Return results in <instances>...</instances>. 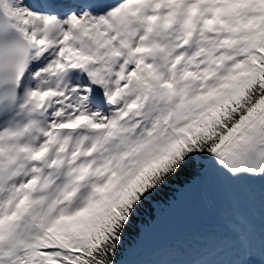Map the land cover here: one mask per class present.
Wrapping results in <instances>:
<instances>
[{
  "label": "snow or ice",
  "instance_id": "snow-or-ice-1",
  "mask_svg": "<svg viewBox=\"0 0 264 264\" xmlns=\"http://www.w3.org/2000/svg\"><path fill=\"white\" fill-rule=\"evenodd\" d=\"M202 175L264 264V0H0V264H130Z\"/></svg>",
  "mask_w": 264,
  "mask_h": 264
},
{
  "label": "rangeland",
  "instance_id": "rangeland-1",
  "mask_svg": "<svg viewBox=\"0 0 264 264\" xmlns=\"http://www.w3.org/2000/svg\"><path fill=\"white\" fill-rule=\"evenodd\" d=\"M198 185L201 186L203 195V178L201 180L193 179L192 182L188 184L179 194V197H177L173 202H170L167 205L166 210L160 209L159 207L158 209H156V217L152 223V230L151 227L143 228L141 236L130 256V264H140L142 262L145 256L143 252L146 247L152 246L154 248L158 243L162 246L173 244L174 238H168L169 242H167V240L157 241L155 238V234L161 226L168 225L171 217H173L174 215L176 216V214L179 215L180 213H185L188 216H186L187 222L183 225L182 229L172 228L173 230L177 231L178 234H185L186 236L191 235L193 231L197 232L200 238H203V240L207 242L206 246L208 251L219 252V250L221 249L222 252L228 256L227 251L222 247V236L232 227L231 223L219 214L214 213L212 210H210L205 200L202 203L197 199L194 202V205H192V203H189L195 191V188L197 190ZM215 191L217 193V200L219 202L221 200L223 201L224 191H227L232 201H234L235 199L232 194V190L228 189L218 180L216 181ZM234 210L235 212H237L235 207ZM242 211L249 212L250 209L248 206H245ZM153 227L155 229L154 232H152ZM183 254L184 256L189 258L187 253ZM181 263L182 262H180V264ZM202 264L205 263L203 262Z\"/></svg>",
  "mask_w": 264,
  "mask_h": 264
},
{
  "label": "bare ground",
  "instance_id": "bare-ground-1",
  "mask_svg": "<svg viewBox=\"0 0 264 264\" xmlns=\"http://www.w3.org/2000/svg\"><path fill=\"white\" fill-rule=\"evenodd\" d=\"M214 180V187H216V181L213 177ZM206 181H207V175H204L203 178V185H204V193L206 191ZM217 197V193H216ZM207 205L212 210L214 213L219 214L223 218H225L227 221H229L232 225L235 224L237 220H239V215L237 212L234 210V205L233 201L231 200L230 196L228 195L227 191H224L223 193V201L221 200L220 202L218 201V206H214L211 201H209L207 198ZM250 212H252V219L254 222H258V209L257 208H249ZM187 215L185 213H180L179 215L176 214L173 217L170 218L168 225L166 226H161L156 234L155 238L157 241H162V240H168L169 237L174 236L175 229H182L183 225L187 222ZM254 241L256 240V235L252 234L251 237ZM221 252V251H220ZM216 254H218L215 251ZM229 259V256H226L223 252L220 253V257L213 259L211 264H226V261ZM183 260V259H182ZM207 263V261H206ZM209 263V261H208ZM210 264V263H209Z\"/></svg>",
  "mask_w": 264,
  "mask_h": 264
},
{
  "label": "trees",
  "instance_id": "trees-1",
  "mask_svg": "<svg viewBox=\"0 0 264 264\" xmlns=\"http://www.w3.org/2000/svg\"><path fill=\"white\" fill-rule=\"evenodd\" d=\"M202 177H203V175H202V176H199V177H197V178H194V179L201 180ZM182 191H183V190H182ZM182 191L178 192V193L176 194V196H175L174 199L169 200L168 203L162 204V205L159 206V207H160L161 209H163V210H166L167 205H168L170 202H173L177 197H179V194H180ZM197 199H198L199 201H201L202 203H203V201H204V198H203V195H202V189H201V186H200V185H198L197 190L195 191L194 197H193V199H192V201H191L192 205H194V202H195ZM203 205H204V204H203ZM195 208H196V207H195ZM155 217H156V212H155V211H153V210H151V209L147 210V211H146V214H145V217H144V223L141 225L142 230H143L144 227H151V230H152V223H153ZM154 230H155V229H154V227H153V231H152V232H154Z\"/></svg>",
  "mask_w": 264,
  "mask_h": 264
},
{
  "label": "water",
  "instance_id": "water-1",
  "mask_svg": "<svg viewBox=\"0 0 264 264\" xmlns=\"http://www.w3.org/2000/svg\"><path fill=\"white\" fill-rule=\"evenodd\" d=\"M206 194H207V198L213 203V205L218 206V203L216 200L214 180H213V177L209 175L207 176Z\"/></svg>",
  "mask_w": 264,
  "mask_h": 264
}]
</instances>
